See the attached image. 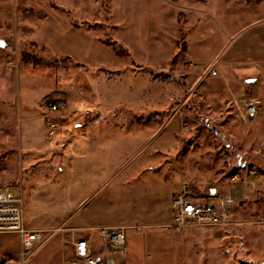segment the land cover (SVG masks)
<instances>
[{
    "label": "rangeland",
    "instance_id": "rangeland-1",
    "mask_svg": "<svg viewBox=\"0 0 264 264\" xmlns=\"http://www.w3.org/2000/svg\"><path fill=\"white\" fill-rule=\"evenodd\" d=\"M208 1L180 0L160 13V1L138 12L137 0L131 9L129 0H0V40L7 44L0 48V185L17 179L27 226L35 219L44 226L126 227L130 249L137 250L135 238L142 241L146 264L170 263L174 239L197 227H146L170 221L182 187L198 195L211 186L222 191L237 176L249 194L264 197V132L253 142L248 132L240 143L232 137L226 149L184 108L183 93L198 91L181 53L197 18L191 10L199 5L227 28L223 0ZM60 95L66 109L49 115L46 104ZM236 107L234 129L255 122L236 116ZM202 110L230 139L228 110ZM237 163L245 168L233 174ZM0 244L2 263L20 250L13 234L0 235ZM184 250L201 249L186 243Z\"/></svg>",
    "mask_w": 264,
    "mask_h": 264
},
{
    "label": "crops",
    "instance_id": "crops-1",
    "mask_svg": "<svg viewBox=\"0 0 264 264\" xmlns=\"http://www.w3.org/2000/svg\"><path fill=\"white\" fill-rule=\"evenodd\" d=\"M135 1L129 0L130 9L131 6L136 7ZM137 1L138 12L139 10L142 12L156 9L157 1H160L162 5L159 7L160 13L164 12L163 7L171 8L173 7L172 4L174 5V2L170 0H144V4H140V0ZM223 4L224 6L235 4L234 10L223 9ZM223 4H219V9L223 10L222 15H224L227 28L230 31L220 23L213 13L200 10L197 7L199 5H195L196 8L193 7L194 10H191L197 14V18L191 33L182 46L181 53L183 54L184 68L189 75L188 79L194 78L196 80L198 91L195 93L185 91L183 93L185 94L184 103L188 99H196L195 108H200V111L202 108L206 110L208 107L219 105L228 110L227 115L231 118V115L237 110L236 106L245 102L250 104L254 102L257 116L259 113L258 119L256 118L257 120L255 119V122L250 125L242 124V129L239 130L234 129L235 123L239 121H235L232 117L233 127L228 128L225 125L231 138L228 139L224 135L227 138L225 143L232 144V137L240 143L247 137L250 138L248 133H252L254 134L253 142L256 139H261L260 133L264 132V102L257 101L259 96L264 97V1L223 0ZM82 37L85 35L82 34ZM82 52L83 50L80 49L79 54L81 56ZM110 60L115 64L113 58ZM77 64L84 66L82 63ZM212 67L217 69V75L210 74ZM248 77L256 79L250 86L244 82V79ZM58 97L63 99L61 95ZM203 116L210 119L207 115ZM65 120L64 116L63 121ZM239 160L241 158H238ZM237 178L236 181L229 182L222 191L219 190L222 201L230 207L236 223L217 230L197 228L187 231L174 239L176 240L174 260L166 263L162 259L161 263L153 264H188L187 260L190 259L195 261L194 264H264V227L247 223L248 216L237 207V204L244 200H252L254 195L249 194L250 192L247 191L244 183L240 181L239 177ZM28 227L62 228L49 239L45 246L37 251L29 264H44V262L39 261L38 256L48 250H54L57 245H59V253L56 257L50 258V264L56 262L63 264V261L72 255L75 242L80 239L91 240L93 253L104 258V264H132L133 261L135 264H146L144 259H151L150 256L145 255L146 249L141 245L142 241L140 242L138 238L134 239V243L137 242L135 244L137 250L130 249L131 243L126 238L127 246L123 251L110 252L106 247L104 238L91 230L98 227L91 225H84L83 227L61 223L45 226L35 224ZM98 241L102 245L99 250H96L95 247L99 245ZM186 243L195 249L200 248V252L186 253L185 250L183 251ZM0 245V250L5 251L2 244ZM6 255L10 259L7 258L6 261H9V264H15L16 258L14 257L17 254L8 252ZM137 261L139 262L136 263Z\"/></svg>",
    "mask_w": 264,
    "mask_h": 264
},
{
    "label": "built area",
    "instance_id": "built-area-1",
    "mask_svg": "<svg viewBox=\"0 0 264 264\" xmlns=\"http://www.w3.org/2000/svg\"><path fill=\"white\" fill-rule=\"evenodd\" d=\"M210 74L217 75V69L212 67ZM46 105L49 115L60 113L66 109L63 101H51ZM236 116L241 117L245 122H253L256 119L257 110L253 104L245 102L238 107ZM215 122L210 118L203 125L218 136L222 142H227V138L218 126L220 124ZM231 180L236 181L237 176H233ZM16 190L17 187L0 189V235H16L19 239L20 250L16 255L15 264H29L37 251L62 228L28 227L24 220L25 202L21 193ZM170 212V221L148 225L146 228L156 227L162 232L179 233L191 227L217 230L236 223L233 212L222 201L220 191L216 186L209 187L204 195L191 193L190 189L182 187L171 201ZM247 223L264 227V218L259 215H251ZM91 230L100 233L105 240L106 247L109 246L107 248L110 252L123 251L127 246L126 227L104 226ZM104 262V258L93 253L91 240L80 239L75 242L72 255L66 258L63 264H104ZM2 264H9V261Z\"/></svg>",
    "mask_w": 264,
    "mask_h": 264
},
{
    "label": "trees",
    "instance_id": "trees-1",
    "mask_svg": "<svg viewBox=\"0 0 264 264\" xmlns=\"http://www.w3.org/2000/svg\"><path fill=\"white\" fill-rule=\"evenodd\" d=\"M174 3H178L180 0H170ZM208 0H193V2H195L196 4H204L206 3ZM264 1V0H262ZM180 20V19H179ZM112 48L116 51V48L114 45H117L115 42L113 43H109ZM59 101H63V99H58ZM196 103H197V100L196 99H193L191 98L190 100L188 99L186 101V103H184V108L186 109L187 112H192L197 118L203 120V121H206L207 118L204 117L202 114H201V111H200V108H195L196 106ZM175 109V108H174ZM172 111H170V113H172ZM186 125L190 126L191 123L190 121L187 119L186 121ZM195 128H193V131H195V136L196 134L199 132L200 130V127H196L194 126ZM176 137H178V133H176ZM194 138V136L192 137ZM193 140V139H192ZM225 148L228 149V148H232L233 146L231 144H224ZM237 158H239V156H237ZM245 167H243V163H237V166L235 167V169H233V174H237V172L239 173L240 169L241 170H244ZM252 171H254L253 169H251ZM18 181L17 179L15 181H11L9 182L8 186L9 187H13L15 184H17ZM7 186V185H6ZM4 185H0V189L3 188ZM14 188V187H13ZM194 189V188H193ZM206 191L203 190H200L199 189V193L200 195H204ZM237 207L245 214L248 216V218L254 214V213H261V212H264V197L263 196H254L252 200H244L240 203L237 204ZM171 213V212H170ZM34 220L33 219L32 221L28 220V225L30 226H33L35 225L34 224ZM99 243V241H98ZM57 245V244H56ZM101 242L99 243V245H97L95 248L96 250H99L101 248ZM59 245H57L56 248H54V250H48L46 252H43L39 257V261L40 262H44V264H50V258L52 257H56V255L59 253V248H58ZM95 252V251H94ZM14 257V256H13ZM16 258V257H14ZM2 262L0 261V264Z\"/></svg>",
    "mask_w": 264,
    "mask_h": 264
},
{
    "label": "water",
    "instance_id": "water-1",
    "mask_svg": "<svg viewBox=\"0 0 264 264\" xmlns=\"http://www.w3.org/2000/svg\"><path fill=\"white\" fill-rule=\"evenodd\" d=\"M6 45H7L6 42L0 40V48L1 49H5ZM255 80H256L255 78L248 77V78L244 79V82L247 86H250L252 84V82H254Z\"/></svg>",
    "mask_w": 264,
    "mask_h": 264
}]
</instances>
